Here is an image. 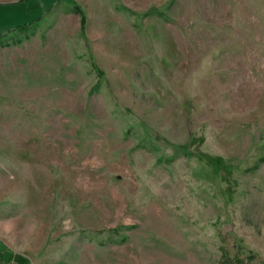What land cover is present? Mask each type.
Returning a JSON list of instances; mask_svg holds the SVG:
<instances>
[{"label": "rangeland", "instance_id": "rangeland-1", "mask_svg": "<svg viewBox=\"0 0 264 264\" xmlns=\"http://www.w3.org/2000/svg\"><path fill=\"white\" fill-rule=\"evenodd\" d=\"M5 24L0 264H264V0H0Z\"/></svg>", "mask_w": 264, "mask_h": 264}, {"label": "crops", "instance_id": "crops-1", "mask_svg": "<svg viewBox=\"0 0 264 264\" xmlns=\"http://www.w3.org/2000/svg\"><path fill=\"white\" fill-rule=\"evenodd\" d=\"M17 25L19 26L20 24H17ZM17 25H16V26H17ZM16 26H14V27H12V28H7V26H6V24H5L4 27H0V32H4V33H5V32L12 31V30H14V29L17 30V29H16V28H17ZM5 28H6V30H3V29H5Z\"/></svg>", "mask_w": 264, "mask_h": 264}, {"label": "trees", "instance_id": "trees-1", "mask_svg": "<svg viewBox=\"0 0 264 264\" xmlns=\"http://www.w3.org/2000/svg\"><path fill=\"white\" fill-rule=\"evenodd\" d=\"M17 28H19V27H17Z\"/></svg>", "mask_w": 264, "mask_h": 264}]
</instances>
